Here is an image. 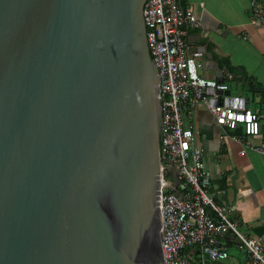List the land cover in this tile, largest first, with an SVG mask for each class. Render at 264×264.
Listing matches in <instances>:
<instances>
[{"label": "water", "instance_id": "obj_1", "mask_svg": "<svg viewBox=\"0 0 264 264\" xmlns=\"http://www.w3.org/2000/svg\"><path fill=\"white\" fill-rule=\"evenodd\" d=\"M145 2L0 0V264H167Z\"/></svg>", "mask_w": 264, "mask_h": 264}, {"label": "built area", "instance_id": "obj_2", "mask_svg": "<svg viewBox=\"0 0 264 264\" xmlns=\"http://www.w3.org/2000/svg\"><path fill=\"white\" fill-rule=\"evenodd\" d=\"M250 13L252 21L264 29L261 0H250ZM143 17L147 44L161 79V242L167 264H194L186 251L192 246L212 260L227 258L229 253L220 240L228 231L244 246L250 264H264L263 244L240 231L226 208L208 192L210 176L192 123L198 106L204 105L220 127L241 125L243 133L231 137L249 145L248 137L259 132L260 114L226 82L199 74L202 51H189L185 38V26L197 23L193 12L178 0H146ZM255 148L264 151L263 146ZM175 173L180 180L176 186L170 178ZM176 190L186 198L175 194Z\"/></svg>", "mask_w": 264, "mask_h": 264}, {"label": "crops", "instance_id": "obj_3", "mask_svg": "<svg viewBox=\"0 0 264 264\" xmlns=\"http://www.w3.org/2000/svg\"><path fill=\"white\" fill-rule=\"evenodd\" d=\"M178 1L197 18L195 25L185 26V38L189 51H202L199 74L226 82L233 93H254V102L248 103L260 114V128L248 137L249 145L232 138L235 132L220 127L204 105L198 106L192 123L210 176L208 192L226 208L240 231L264 246V151L255 148L264 147V96L251 91L246 82L233 81L222 62L228 61L239 75L245 73L264 86V29L251 19L250 0ZM236 129L241 131L238 134L243 133L241 125ZM220 241L229 253L221 259L222 264L228 260L250 264L246 249L234 234H225ZM187 252L194 264H204V254L197 246L189 247Z\"/></svg>", "mask_w": 264, "mask_h": 264}, {"label": "trees", "instance_id": "obj_4", "mask_svg": "<svg viewBox=\"0 0 264 264\" xmlns=\"http://www.w3.org/2000/svg\"><path fill=\"white\" fill-rule=\"evenodd\" d=\"M222 62H223L224 65L227 66L228 70L233 75V79H232L233 81H235L236 83H238V82L245 83L246 82V83H248L249 88H250L251 91H254L256 93H260V95L264 96V86H262L261 84H259L256 81H253V80L249 79L248 76L245 73H242V74L239 75L238 74V72H239L238 69L235 66L229 64L228 61L224 60ZM232 131L235 132V133H237V132L240 133L241 132V131L239 132V130L236 129V128L232 129ZM187 249H189V247L186 248V251H187ZM190 260L192 262H194L191 254H190Z\"/></svg>", "mask_w": 264, "mask_h": 264}, {"label": "rangeland", "instance_id": "obj_5", "mask_svg": "<svg viewBox=\"0 0 264 264\" xmlns=\"http://www.w3.org/2000/svg\"><path fill=\"white\" fill-rule=\"evenodd\" d=\"M235 85V84H234Z\"/></svg>", "mask_w": 264, "mask_h": 264}]
</instances>
